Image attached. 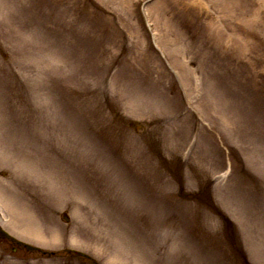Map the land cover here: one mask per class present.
Masks as SVG:
<instances>
[{
    "label": "rangeland",
    "instance_id": "1",
    "mask_svg": "<svg viewBox=\"0 0 264 264\" xmlns=\"http://www.w3.org/2000/svg\"><path fill=\"white\" fill-rule=\"evenodd\" d=\"M153 1L0 0L11 128L74 175L0 264H264V0Z\"/></svg>",
    "mask_w": 264,
    "mask_h": 264
},
{
    "label": "bare ground",
    "instance_id": "2",
    "mask_svg": "<svg viewBox=\"0 0 264 264\" xmlns=\"http://www.w3.org/2000/svg\"><path fill=\"white\" fill-rule=\"evenodd\" d=\"M159 5L160 0H154L148 7L157 27L159 14L156 11ZM8 105L14 107L0 101V164L12 166V171L6 178L0 177V223L2 222L5 226L7 224L13 233L29 238H39L42 219L37 208H34L35 191H47V193L54 191L57 196L64 192L71 194L74 191V175L68 170H63L57 163L58 159L55 160L52 157L48 159L49 155L47 157L49 163L44 171L35 170L31 161L38 159L45 147L39 145L38 135V145L29 143L31 146L27 147L29 140L26 139L27 135L23 134L24 131H14L11 126L18 122H31L32 118H26L27 116L25 117L17 109L12 111ZM14 134L18 135L17 141L13 139ZM33 136H35L34 133ZM1 233L7 237L13 236V233L10 235L6 231ZM41 235L39 239L45 240L44 234Z\"/></svg>",
    "mask_w": 264,
    "mask_h": 264
}]
</instances>
